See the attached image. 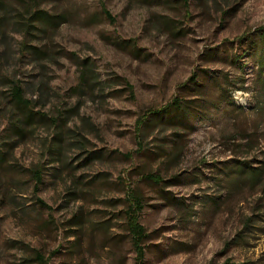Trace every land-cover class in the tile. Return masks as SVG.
<instances>
[{"label":"rangeland","instance_id":"374dc122","mask_svg":"<svg viewBox=\"0 0 264 264\" xmlns=\"http://www.w3.org/2000/svg\"><path fill=\"white\" fill-rule=\"evenodd\" d=\"M0 1V264H264V0Z\"/></svg>","mask_w":264,"mask_h":264},{"label":"trees","instance_id":"16d2710c","mask_svg":"<svg viewBox=\"0 0 264 264\" xmlns=\"http://www.w3.org/2000/svg\"><path fill=\"white\" fill-rule=\"evenodd\" d=\"M2 3L3 2L0 1V7ZM29 18H30V22H36L43 27H54L57 25L56 18L53 16H50L44 11L34 10L32 11L31 14H29ZM1 21H2V18H0V22ZM22 26L24 27V35L28 36L30 26L27 25V23ZM256 33H257L256 35H257V45H258V47H256L257 66L259 67L258 74H259V80L264 83V75L262 74L264 70V26L260 28ZM0 36H3L2 33H0ZM26 48L27 46L23 44L21 46V51H23L24 53ZM33 52L35 56H40L43 54L41 50L37 48H34ZM195 80L196 78H194L192 82H194ZM9 86H10V89H9L10 105L15 110L19 112H23L22 114H24V115L19 116V117H22V119L16 121L18 125H22L23 122L25 121L28 122L33 119V117H31L32 110H31L30 102L25 99L24 91L20 85L16 84L13 80H9ZM188 104L186 105V103L184 104L181 101H178L177 99H175L172 101V103L165 106L164 108L158 111H155L152 114H150L151 113L150 112L147 115H145L144 118H140V122H141L140 127H142L143 124H145V122L148 119L150 120V118H153V119L160 118V116H163V115L164 116L166 115V117L168 118L170 122L175 121V120H178L179 122H184L189 117L190 107L188 106ZM13 128L15 129L17 133L19 134L23 133L22 129L19 128L18 126L15 125ZM244 165L245 164H242L243 167ZM247 168L249 170L248 175L253 178H259L262 174L261 167L255 168V169H252L251 167H247ZM40 176L41 175L38 172L34 176L37 184L41 183ZM159 182L160 181H158V183ZM129 198H130L129 204L125 212V217H126V226L130 234V239H131L130 242L135 252L134 264H143L144 254H145L143 244L148 238V236L145 234V231L143 227L140 225L138 219H139L140 214L143 211L144 206H143L142 199L135 192L132 193ZM39 204L43 205L40 201H39ZM37 260L40 263H42V259L40 257H37Z\"/></svg>","mask_w":264,"mask_h":264}]
</instances>
